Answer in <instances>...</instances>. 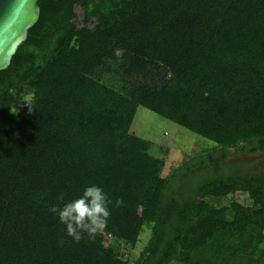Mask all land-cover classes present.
<instances>
[{"label": "trees", "instance_id": "trees-1", "mask_svg": "<svg viewBox=\"0 0 264 264\" xmlns=\"http://www.w3.org/2000/svg\"><path fill=\"white\" fill-rule=\"evenodd\" d=\"M39 3L0 70V264H264V169L226 162L232 148L264 152V0ZM42 106L56 109L18 145ZM141 106L217 145L164 176L166 157L133 129ZM91 185L112 201L103 233L113 243L75 242L50 212ZM148 229L140 258L125 259L121 243Z\"/></svg>", "mask_w": 264, "mask_h": 264}, {"label": "rangeland", "instance_id": "rangeland-1", "mask_svg": "<svg viewBox=\"0 0 264 264\" xmlns=\"http://www.w3.org/2000/svg\"><path fill=\"white\" fill-rule=\"evenodd\" d=\"M32 97L33 91L27 90V92L24 93L23 97L17 102L15 107L16 110H22L23 106L27 105ZM55 109L56 108L52 106H42L38 111L32 113L20 127L22 137L18 138V145H20L22 141L26 140V138L29 139L32 136L31 132L33 128L35 130L39 129L40 127L43 128L49 116L54 112L53 110ZM133 129L139 135L153 140L155 142L154 152L166 157L164 176L167 177L172 176L177 166L183 163V161L189 156L196 153H206L213 150L217 145V143L212 141L211 139H208L180 124H177L144 106H141L138 110ZM54 135L57 142L66 143L65 134L63 131L59 130V128L55 130ZM35 148L32 147L31 150H28L26 152L35 153ZM22 150L24 151V149ZM241 160L251 161L236 168L237 172L261 171L262 169H264V152H238L233 148L230 149V154L226 162H236ZM201 169L204 168L202 166H199L193 172ZM206 172L207 173L205 175H199L198 177L193 179L191 185L189 184L187 186V188L190 189L189 191L191 193H193V187L198 181L205 180L212 174L209 171ZM182 188L183 184H180L175 191H181ZM233 195L234 193L227 192L224 195V199L228 200ZM125 208L128 211L132 210L131 204H127ZM150 230L151 229L147 230V232L142 236L141 241L135 246L121 243L120 251L125 259H129L131 262H135L140 258L144 250V246L150 237ZM101 235L105 240H107V242L113 243L112 235L106 233H102ZM173 264L179 263L174 262Z\"/></svg>", "mask_w": 264, "mask_h": 264}, {"label": "clouds", "instance_id": "clouds-1", "mask_svg": "<svg viewBox=\"0 0 264 264\" xmlns=\"http://www.w3.org/2000/svg\"><path fill=\"white\" fill-rule=\"evenodd\" d=\"M58 199L63 201V194ZM110 204L112 201L103 188L91 185L86 187L78 198L63 203V206H52L50 212L59 217L60 222L66 226L67 235L75 242H79L85 233L90 240H95L97 235L102 234L107 228L112 211ZM123 205V198H118L114 207L120 208Z\"/></svg>", "mask_w": 264, "mask_h": 264}, {"label": "water", "instance_id": "water-1", "mask_svg": "<svg viewBox=\"0 0 264 264\" xmlns=\"http://www.w3.org/2000/svg\"><path fill=\"white\" fill-rule=\"evenodd\" d=\"M40 0H0V70L8 68L19 46L41 17Z\"/></svg>", "mask_w": 264, "mask_h": 264}]
</instances>
